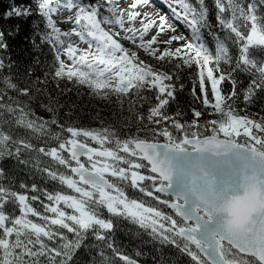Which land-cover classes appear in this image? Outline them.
I'll return each instance as SVG.
<instances>
[{
    "label": "snow or ice",
    "instance_id": "obj_1",
    "mask_svg": "<svg viewBox=\"0 0 264 264\" xmlns=\"http://www.w3.org/2000/svg\"><path fill=\"white\" fill-rule=\"evenodd\" d=\"M33 3L0 13L52 53L43 75L0 55V264H141L121 221L188 264H264V0H168L171 16L151 0ZM20 27L0 28V53ZM53 83L119 123L62 122L76 105Z\"/></svg>",
    "mask_w": 264,
    "mask_h": 264
},
{
    "label": "trees",
    "instance_id": "obj_2",
    "mask_svg": "<svg viewBox=\"0 0 264 264\" xmlns=\"http://www.w3.org/2000/svg\"><path fill=\"white\" fill-rule=\"evenodd\" d=\"M162 1L168 5V0ZM15 2L17 4L32 5V7H35L33 0H15ZM208 2L211 5V0H208ZM10 3L11 0H0V13L7 9ZM169 16H171V12ZM32 19L39 23L38 17L34 16ZM16 24H20L21 26L19 33L6 36L8 49L6 53H0V55H3L6 59L10 58L15 64V71L18 73H25L29 68H32L35 75H43L48 65L52 63V53L49 47L47 45H41L37 49L33 48L30 43V37H32L33 34L32 20L24 22L13 19L7 22H0V28L7 34L9 31L14 32V25ZM36 39L38 42L39 38L37 37ZM124 43L127 46V42L124 41ZM141 55L143 54L141 53ZM34 57L39 58L40 65L34 63ZM145 59H147V57H145ZM153 63L155 62L153 61ZM49 87L52 94L58 97L61 102L70 101L76 105L75 109H73L74 114L72 116L63 117L62 115V122L63 120H68L69 122H75L77 127L84 128H98L100 127L101 121H103L104 124L119 123L117 117L120 113L117 111L116 106L111 102L91 98L87 95L86 89H80L79 92L81 94H78L75 88H73L71 92L61 94L60 91L56 89L54 83L50 84ZM68 87H72V85H68ZM260 106L264 105L258 103V106L255 107L253 111H259ZM97 113L100 114L99 118H97ZM113 113H116V115L114 116ZM40 114L46 115V113L43 112ZM190 116L191 114L189 112V118ZM3 166L12 170L10 174L15 177L17 182L21 180L29 184L33 182V180L29 178L27 171L24 170L22 166H16L13 161H5L3 162ZM47 186L49 188L52 187L51 184ZM116 239L129 253L142 251L143 255L139 258L141 264H188V258L180 254L177 249L162 245L160 241L154 240L148 233L127 221H121L116 233ZM86 243L92 245L97 242L93 237L89 236ZM84 252L86 254L88 249H85Z\"/></svg>",
    "mask_w": 264,
    "mask_h": 264
},
{
    "label": "rangeland",
    "instance_id": "obj_3",
    "mask_svg": "<svg viewBox=\"0 0 264 264\" xmlns=\"http://www.w3.org/2000/svg\"><path fill=\"white\" fill-rule=\"evenodd\" d=\"M128 2H130V0H128ZM146 11H148L149 13H157L159 12L160 14H164L166 16H169V13L171 12L168 5H166L165 3H163L162 0H151V6L147 7L145 9ZM62 28H68L69 25L67 24H61L60 25ZM180 30H183V28L180 26ZM173 33L169 32L168 35H172ZM167 38V37H164Z\"/></svg>",
    "mask_w": 264,
    "mask_h": 264
}]
</instances>
